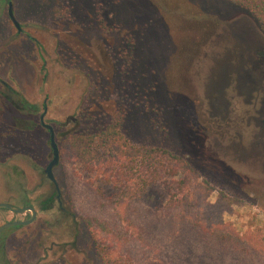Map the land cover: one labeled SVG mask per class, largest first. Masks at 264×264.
I'll use <instances>...</instances> for the list:
<instances>
[{
  "label": "rangeland",
  "instance_id": "374dc122",
  "mask_svg": "<svg viewBox=\"0 0 264 264\" xmlns=\"http://www.w3.org/2000/svg\"><path fill=\"white\" fill-rule=\"evenodd\" d=\"M16 1L22 2L23 22L37 26L47 74L39 61L34 64L33 47L22 43L12 58H1L6 61L0 63V75L30 103L47 101L46 121L59 148L53 174L64 210L59 213L55 205L41 212L37 200L54 190L42 174L51 159L49 134L40 125L32 132L15 131L10 114L0 116L6 132L0 146V202H7L10 192L14 199L6 175L17 164L23 189L38 210L36 221L24 231L36 232L43 239L40 246L55 244L53 256L41 257L45 248L39 247L32 261L21 264H64L69 253L73 264H103L97 254L102 241L96 235L101 234L91 228H113L114 201L129 192L131 221L138 218L145 224L148 241L160 239L163 255L179 264H264V155L256 158L254 138L258 118L248 112L246 128L232 130L246 99L244 90L243 96L236 93L239 67L257 55L245 50L244 38H237L230 25L238 20L245 39L264 42L258 23L233 0ZM117 115L130 144L169 150L208 180L216 188L210 203L218 190L242 203L223 219L236 228L235 252H250L249 263L208 258L209 251L193 233L160 211L165 205L161 184L146 185L136 177L122 191L76 160L65 135L99 131ZM9 204L20 208L23 201ZM11 217L24 215L6 213L3 220ZM22 252L24 258L28 252Z\"/></svg>",
  "mask_w": 264,
  "mask_h": 264
},
{
  "label": "trees",
  "instance_id": "16d2710c",
  "mask_svg": "<svg viewBox=\"0 0 264 264\" xmlns=\"http://www.w3.org/2000/svg\"><path fill=\"white\" fill-rule=\"evenodd\" d=\"M233 1L264 31V0ZM120 120L117 115L99 131L65 135V142L85 170L96 178H104L108 184L122 186V191L125 190L124 184L136 177L148 182L146 185L161 184L166 206H161L160 211L193 233L209 251L205 252L208 258L215 261L216 255L224 259L236 257L237 261L249 263L248 257L252 259L250 252H235L234 240L239 237L236 228L223 219L224 214H231L233 208L242 203L222 190L217 191L215 201L210 203L209 198L216 188L190 163L166 149L130 144L120 131ZM130 197L129 192L114 201L113 228L104 227L99 232L97 228H91L101 234L96 237L102 241L97 246L102 263L179 264L163 255L160 239L154 243L148 241L145 224L138 218L137 223L131 221ZM248 238L252 239L251 236Z\"/></svg>",
  "mask_w": 264,
  "mask_h": 264
},
{
  "label": "flooded vegetation",
  "instance_id": "af4514ba",
  "mask_svg": "<svg viewBox=\"0 0 264 264\" xmlns=\"http://www.w3.org/2000/svg\"><path fill=\"white\" fill-rule=\"evenodd\" d=\"M22 11V2L18 3L16 0H0V63L6 61V59L2 61L4 57L12 58L11 53L15 52L14 48L17 47L18 44L27 43V45L33 47L34 64L37 65L39 61L41 63L40 70H43L45 74H47L48 61L44 58V45L38 40L36 35L37 26L32 23H24L22 20ZM233 26L237 29L235 31L237 32L236 37L239 39H241L242 37L244 38L245 50L248 52H252L257 56L253 59L248 58L247 61L244 60L239 67L240 72L238 78L236 79V81L238 82V91L236 90V93L238 96H243L242 90H244L246 99L244 100V108L240 109L238 120L236 119L232 124V130L238 132L240 130H243V128H246L244 123L246 121V113L248 112L254 114L255 117L258 118V121L256 119V122H258L257 126L259 128V132H256L254 134V138L256 139L255 156L256 158H259L264 155V153H262L264 150V42H256L245 39V32L242 33V28H240L243 25L241 23L239 24L238 20H234L231 23L230 27ZM47 57H49L48 53ZM6 75H8V72L6 73ZM0 86L3 88V90H1L0 92V116L9 113L10 122L12 123L13 129H15V131L18 130L20 132H32L38 125H40L49 134L48 142L51 151V161L53 155L50 144V131L48 130L47 126H50L52 128L55 143L56 138L54 128L46 121V116L48 112L47 101L42 102L41 106H38L35 103H30L23 96L22 92L18 91L15 87H13L12 83H10L9 81H5V79L1 75ZM23 102H26V104H24ZM245 106L247 107L245 108ZM40 111L42 112L39 113ZM5 133V126H2V123L0 122V146L3 144L1 141L5 140ZM11 154L10 155L12 157L13 155L17 154V151L11 152ZM2 156L3 154L0 153V174L1 168L3 167V162L1 159ZM50 161L48 162V164L50 163ZM263 161V158L260 159L261 164L264 163ZM57 164L53 167L52 174ZM45 168L42 169V174L45 176L47 181L53 186L54 190L51 195L47 198H37L39 203V209L41 212H49L54 210L55 205H57V211L62 214L64 210L62 208L59 190L58 192L56 191L55 186L45 174ZM8 171L9 172H7L6 177L9 182L13 183L11 188L14 189V193L12 195L14 196V199L10 198L12 194V192H10L9 197L5 195V198L8 201L0 203L9 204V202H15L17 198H21L23 201V204H21L22 207L16 209L32 208L34 210L35 217L29 224L11 226L0 232V264H3V262L4 264H21L23 260L30 259V257L34 253H38L39 247L45 248V252L41 253V257L49 255L53 256L54 252H50V250L55 247V244L50 247L44 245L40 246L39 240L41 237L38 238V234L36 232L25 233L24 230H27V228L31 227L36 221V218L38 216V210L31 203L28 196V191L23 189V171L18 168L17 164L10 165ZM11 188L9 187L10 191H12ZM4 192L6 193V191ZM0 210L6 211L1 213V215L3 216H1L2 218H0V227L12 222H27L32 217V212L29 209L21 213H14L8 209L3 208H0ZM6 213L11 214L13 216L24 215V218L16 219L11 217L10 219L3 220L5 219L4 215H6ZM25 226H27V228ZM24 227L26 229H23ZM10 228L16 229L10 231L8 230ZM7 230L9 232L4 234L5 236L1 238L3 232ZM19 230H22L23 233L17 234L16 232H18ZM13 236L15 237L12 238ZM42 240L43 239L41 238V241ZM22 251L28 252V254L24 258L21 255L23 253ZM72 258H74L73 255L69 253L67 258H63V263L70 264L71 262V264H73V261H71ZM32 260L33 259H30V261Z\"/></svg>",
  "mask_w": 264,
  "mask_h": 264
},
{
  "label": "water",
  "instance_id": "95a60500",
  "mask_svg": "<svg viewBox=\"0 0 264 264\" xmlns=\"http://www.w3.org/2000/svg\"><path fill=\"white\" fill-rule=\"evenodd\" d=\"M47 128L50 131V144H51V148H52L53 158L50 161V163L47 165V167L45 168V174L47 175L49 180L53 183L56 191L58 192L57 184H56V181H55L53 174H52V169L59 161V151H58L57 145L55 143L54 133L52 131V128L50 126H47ZM0 208L8 209L14 213H21L27 209H29L32 212V217L29 221H27V222H12V223L5 224V225L0 227V232H2L3 230H5L11 226H19V225L29 224L35 217V213H34V210L32 208L16 209V208H13L12 206H10L9 204H5V203H0Z\"/></svg>",
  "mask_w": 264,
  "mask_h": 264
}]
</instances>
